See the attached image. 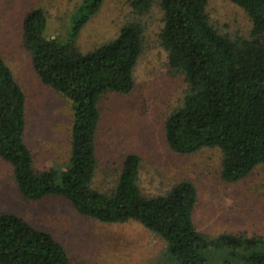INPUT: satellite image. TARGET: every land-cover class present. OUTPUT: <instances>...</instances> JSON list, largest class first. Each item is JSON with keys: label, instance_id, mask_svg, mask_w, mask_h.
Returning a JSON list of instances; mask_svg holds the SVG:
<instances>
[{"label": "trees", "instance_id": "obj_1", "mask_svg": "<svg viewBox=\"0 0 264 264\" xmlns=\"http://www.w3.org/2000/svg\"><path fill=\"white\" fill-rule=\"evenodd\" d=\"M249 16L247 38L231 39L212 26L207 0H128L144 16L157 5L163 27L158 35L167 65L186 82L182 103L164 122L171 150L189 155L203 148L221 152L220 178L238 182L264 165V0H229ZM104 0H82L63 40L48 38L46 16L35 8L23 19L24 46L40 81L71 105V152L64 170L36 172L24 141L25 95L0 54V159L12 169L21 196L37 202L67 200L80 215L104 224L137 222L164 240L171 264H264V239L222 234L210 239L196 229L197 190L182 180L168 191L145 195L138 186L141 159L124 156L115 185L92 187L97 170L98 103L108 93L125 95L143 50V26L127 23L118 36L89 52L76 39ZM0 264H72L48 232L21 217L0 214Z\"/></svg>", "mask_w": 264, "mask_h": 264}, {"label": "rangeland", "instance_id": "obj_2", "mask_svg": "<svg viewBox=\"0 0 264 264\" xmlns=\"http://www.w3.org/2000/svg\"><path fill=\"white\" fill-rule=\"evenodd\" d=\"M82 0H0V54L25 95L24 141L41 172L64 170L71 152L72 110L60 93L44 85L34 72L24 46L23 19L35 8L46 16L44 34L64 39L71 16ZM212 26L236 39L247 38L252 23L246 12L229 0H207ZM143 26V50L133 71L128 94L108 93L98 103L96 132L97 170L92 187L107 192L116 182L122 160L129 153L141 159L138 186L145 195H158L186 180L197 190L193 222L199 233L213 239L222 234L264 239V165L246 178L226 183L220 178L218 148L181 155L169 148L164 122L178 107L186 82L167 65V52L158 35L162 12L155 5L136 16L128 0H104L76 39L81 52H89L115 39L122 26ZM11 213L37 229L50 233L64 248L72 264H171L166 244L137 222L104 224L78 214L59 197L33 202L19 193L11 167L0 159V214ZM217 257L213 264H219Z\"/></svg>", "mask_w": 264, "mask_h": 264}]
</instances>
